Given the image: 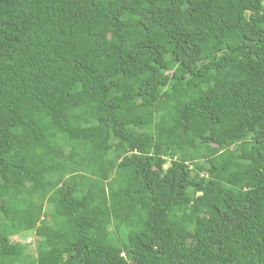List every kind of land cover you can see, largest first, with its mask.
<instances>
[{
    "label": "trees",
    "instance_id": "obj_1",
    "mask_svg": "<svg viewBox=\"0 0 264 264\" xmlns=\"http://www.w3.org/2000/svg\"><path fill=\"white\" fill-rule=\"evenodd\" d=\"M0 264H264V0H0Z\"/></svg>",
    "mask_w": 264,
    "mask_h": 264
},
{
    "label": "rangeland",
    "instance_id": "obj_2",
    "mask_svg": "<svg viewBox=\"0 0 264 264\" xmlns=\"http://www.w3.org/2000/svg\"><path fill=\"white\" fill-rule=\"evenodd\" d=\"M169 164L167 163V165H165V168L168 167ZM31 240L30 242L28 240ZM13 242L16 243H21V244H28L30 246V249L33 250V246H34V236L32 233H23L20 234L19 236H16L14 238L11 239Z\"/></svg>",
    "mask_w": 264,
    "mask_h": 264
},
{
    "label": "built area",
    "instance_id": "obj_3",
    "mask_svg": "<svg viewBox=\"0 0 264 264\" xmlns=\"http://www.w3.org/2000/svg\"><path fill=\"white\" fill-rule=\"evenodd\" d=\"M28 241L30 242L31 240L29 239Z\"/></svg>",
    "mask_w": 264,
    "mask_h": 264
},
{
    "label": "clouds",
    "instance_id": "obj_4",
    "mask_svg": "<svg viewBox=\"0 0 264 264\" xmlns=\"http://www.w3.org/2000/svg\"><path fill=\"white\" fill-rule=\"evenodd\" d=\"M34 241V240H33ZM29 244V243H28Z\"/></svg>",
    "mask_w": 264,
    "mask_h": 264
}]
</instances>
